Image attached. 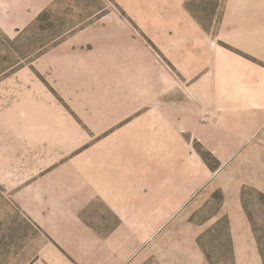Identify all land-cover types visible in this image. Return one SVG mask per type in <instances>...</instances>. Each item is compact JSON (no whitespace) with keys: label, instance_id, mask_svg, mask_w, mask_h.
<instances>
[{"label":"crops","instance_id":"crops-1","mask_svg":"<svg viewBox=\"0 0 264 264\" xmlns=\"http://www.w3.org/2000/svg\"><path fill=\"white\" fill-rule=\"evenodd\" d=\"M57 1L0 0V28L15 36ZM227 29L264 55V0H231ZM134 41L123 22H87L0 82V133L42 163L67 158L24 198L40 236L26 264H112L113 218L143 238L158 237L201 192L217 188L227 160L252 138L255 112L232 105L238 96L212 94L254 93V86L166 84ZM239 60L226 66L233 77L235 69H254ZM222 71L217 62L215 75ZM204 150L219 167L209 166ZM240 212L231 213L233 230L246 221Z\"/></svg>","mask_w":264,"mask_h":264},{"label":"rangeland","instance_id":"rangeland-1","mask_svg":"<svg viewBox=\"0 0 264 264\" xmlns=\"http://www.w3.org/2000/svg\"><path fill=\"white\" fill-rule=\"evenodd\" d=\"M230 2L184 0L181 5L180 0H58L45 10L41 21L36 23V19L15 36L0 28L1 83L13 70L87 22L111 20L127 25L129 36L135 38L132 47L145 61L157 63L166 84L227 86L244 80L256 89L254 93L225 89L212 94L238 96L239 101L232 105L248 107L258 117L249 118L252 138L237 156L227 160L217 188L201 192L153 239L143 238L135 228L127 227L128 222L113 218L112 264H264V123L259 115V102L264 103V55L231 37L227 29ZM239 58L254 69H235L233 77L226 66L237 68L242 64ZM217 62L223 63V76L215 75ZM181 90L177 88V94ZM25 152L21 144L0 133V264H26L36 255L39 230L26 219L24 198L37 191L40 182L67 159L42 163L39 156L26 157ZM207 160L210 167H219L217 158ZM237 208L246 221H238L233 230L231 213L235 216Z\"/></svg>","mask_w":264,"mask_h":264},{"label":"trees","instance_id":"trees-1","mask_svg":"<svg viewBox=\"0 0 264 264\" xmlns=\"http://www.w3.org/2000/svg\"><path fill=\"white\" fill-rule=\"evenodd\" d=\"M47 12H48V11H45V12H43L41 15H39V17L37 18L36 23H38L39 21H41V20L43 19V17L47 14ZM202 153H203V157H204V159H205V161H206L207 163H208L207 158H208L209 156L213 157L209 152H205V151H203ZM209 257H210V256H209ZM210 261H211V260H210ZM211 264H213L212 261H211Z\"/></svg>","mask_w":264,"mask_h":264},{"label":"built area","instance_id":"built-area-1","mask_svg":"<svg viewBox=\"0 0 264 264\" xmlns=\"http://www.w3.org/2000/svg\"><path fill=\"white\" fill-rule=\"evenodd\" d=\"M202 120L207 122V121L210 120V117L209 116H205V117L202 118Z\"/></svg>","mask_w":264,"mask_h":264}]
</instances>
